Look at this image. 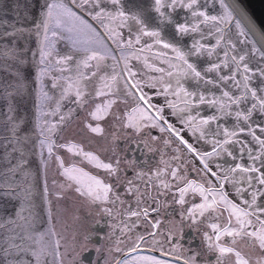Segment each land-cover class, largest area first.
Listing matches in <instances>:
<instances>
[{
    "label": "snow or ice",
    "instance_id": "obj_1",
    "mask_svg": "<svg viewBox=\"0 0 264 264\" xmlns=\"http://www.w3.org/2000/svg\"><path fill=\"white\" fill-rule=\"evenodd\" d=\"M3 2L0 0V4ZM219 2L222 14L210 15L203 10L206 4L201 0H150L147 8L131 12L124 8L123 0H11L12 14L0 12V116L5 117L0 120V132H10L11 139H4L13 146V153L21 150L17 144L27 147L28 137L21 133L31 130V121L20 113V108L30 99L31 86L38 82L41 103L37 107L41 115H55L66 107L67 114L59 116L60 123H66L77 110L87 109L84 128L89 132L104 136L105 125L115 128V121L119 130L113 133V141L123 131L141 137L139 143L148 153H160L158 165L163 167L155 170L160 184L154 185L156 194L150 195L135 184L148 175L137 171L135 161L128 160L122 166L115 149L109 161L104 162L76 144L56 145L52 136L59 125L41 127L44 139L40 146L42 150L47 147L49 156L57 147L69 152L75 149V155L106 172L107 181L60 162L63 174L77 185V193L90 199L104 215L127 217L113 224L114 230L119 228L121 236L131 238L129 234L138 222L146 225V234H137L132 241L131 252L140 250L146 235L152 237L153 251L162 249L157 237L164 234L160 232L164 227V242L171 245L176 253L174 259L182 264H264V126L257 121V117L264 118V47L236 51V44L227 39L222 25L234 21L239 36L252 32L259 34L261 41L264 30L240 0ZM129 21L136 25L135 34ZM125 28L129 29L127 33ZM165 31L170 40L162 35ZM143 37L160 46L159 55L169 69L165 73L163 68H155L164 74L151 82L136 79L138 73L131 65L144 51L136 47ZM37 40L39 47L33 51ZM108 41L115 44V49ZM62 42L66 52L57 51ZM146 47L151 49L152 45L146 43ZM229 49L235 54H230ZM53 90L58 91V96L50 94ZM129 100L132 106L126 117L114 113L117 106L128 105ZM49 102L55 104L52 113L44 112L46 105L51 106ZM202 108L214 111L202 115ZM229 119L234 121L231 127L220 123ZM153 130L167 133L168 137L158 138ZM201 141L211 144V151L198 147ZM157 143L172 148L173 153L190 154L198 163L187 171L202 173L200 179L182 174L185 161L179 155L171 159L179 160L181 166L172 168L163 159L161 148L154 147ZM223 157L231 158L233 163L226 160L225 167L216 162ZM237 159L244 162L235 163ZM16 170L8 168L9 173ZM129 171L132 178H126ZM4 175L0 172V177ZM165 176H170L171 181H166ZM242 182L247 187H241ZM229 185L235 189L234 196L227 190ZM5 188L9 190L8 198L15 199L18 207L12 215L0 216V231L6 226L8 229L6 237L0 235L3 264H33L26 256L34 258L35 264H48L46 257L51 256L56 264L62 256L58 251L60 242L49 245L45 241L47 232L36 234L29 207L30 189L21 184L14 186L8 179L0 182V195L5 194ZM121 190L135 197V208L119 210L118 206L124 204ZM142 203L146 206L140 207ZM123 242L116 240V252L121 251L118 245ZM242 244L251 255L242 249ZM115 264L170 262L144 256L133 261L116 260Z\"/></svg>",
    "mask_w": 264,
    "mask_h": 264
},
{
    "label": "water",
    "instance_id": "obj_2",
    "mask_svg": "<svg viewBox=\"0 0 264 264\" xmlns=\"http://www.w3.org/2000/svg\"><path fill=\"white\" fill-rule=\"evenodd\" d=\"M209 1L212 4V6L216 9H214L213 11L211 10L209 11L210 7H208V8H204L203 10L207 11L210 15L222 14V9L220 7L219 0H209ZM42 2L43 0H41V3ZM201 2L205 3L206 5L208 4V0H201ZM226 2H230V0H226ZM240 2L244 5V7L251 14V16L256 20L260 28L264 30V0H240ZM149 3L150 0H123L124 8L129 12L141 7L147 8ZM10 4H11V0H4V2L0 4V12H8L9 15H11L12 13L10 11ZM109 7L111 6L109 5ZM87 18L89 19L90 23H93L94 26L98 28L99 31L101 32L103 31V29L99 28V26L95 22L91 21L90 17ZM129 25L131 27L132 32L135 34L136 25L131 21H129ZM222 27L226 28L227 39H229L233 44H236V51L243 50V52H250L253 47L255 48L264 47V41H261L259 34L248 32L246 36H239L235 28L234 21L227 26L222 25ZM123 31L127 33L129 29L125 28L123 29ZM162 35H164L166 39L169 40L171 39L167 31L163 32ZM33 39H35V37H33ZM145 42L147 44L152 45L151 49L146 47ZM212 42L214 43V40ZM108 43L110 47L115 49V44H113L111 41H108ZM38 47H39V41L37 40L36 47L33 48V51H37ZM136 47L144 49V51L138 53L140 57L139 60L131 61L133 70L138 73L136 79H140L142 82L143 81L151 82L150 77L152 76V73L157 72L154 70L155 68H163L165 70V73L169 70L167 63L159 55L162 49L160 48V46L153 44L151 38L143 37L141 44L136 45ZM57 51L66 52L67 48L65 43L63 42L60 43L57 47ZM116 51L117 54H119V50ZM229 51L230 54H235L231 52V49H229ZM171 55L172 54L169 52V56ZM255 58L258 59L259 57L256 56ZM35 59L38 60L39 56L37 55ZM221 59H223V53H221ZM106 63H111V61H107ZM143 63H148V66L143 65ZM161 74L162 73L160 72L159 75ZM187 86L191 87L192 85L189 84ZM39 87L40 86L38 82L36 83L35 86H31V97L20 108V113L24 115L26 119L31 121V130L21 133V135H26L28 137L27 141L25 142L27 144V147L25 148L23 144H17L15 146L20 148L21 150L13 153L12 152L13 146L10 145L7 140L4 139L5 136H8L9 139H11L10 132H0V172L5 173L3 177H0V182H2L5 179H8L13 182L14 186L16 184H21L24 187L30 189L31 196L29 199V207L31 212L34 214L35 225L37 228L36 234L38 235L41 232H47L48 235L45 236L46 243L49 245H55L56 239L54 234L52 233L50 226H49V230H51L50 233L48 230L47 217L45 214V205L43 198V195L45 194V181H44L45 175L43 173V165L46 160V156L48 155V152H47V147H45L43 150L41 149L40 141L44 139V137L41 135V127L45 126L46 124L50 125L53 119L55 118L57 119L58 114L55 115L50 114L47 116L41 115V112L37 107V105L41 103L38 95ZM49 88H50V84H49ZM145 91L152 93L151 90L148 89H145ZM157 91H159V88L157 89ZM50 94H53L54 96H58L59 93L58 91L53 90ZM169 99H172V97H169ZM49 104L51 106L49 107L48 105H46L44 107V112L52 113L55 110V104L53 102H49ZM207 110L208 111L205 112V109H202V115L212 114V111L210 109ZM260 118L264 122V118L262 117ZM3 119H5V117L0 116V120ZM262 126H264V124ZM228 127H231V125ZM58 132L59 131L56 130L55 134L52 136V140L55 142L56 145L58 144L57 138H59ZM241 138L242 139L244 138L243 135L241 136ZM244 159L245 160L247 159L246 156ZM9 167L17 168V170L14 173H9L8 172ZM2 191L5 194L0 195V216L6 217L12 215L14 210L18 207V202L15 199L8 198L7 193L9 190L7 188L3 189ZM24 215H28V213L25 212ZM0 235L5 237L8 235L7 226L4 230L0 231ZM25 258L32 260L33 264H35L34 258H32L31 256H26ZM46 259L48 260V264H53V257L48 256L46 257ZM0 264H3L2 259H0ZM56 264H59L57 262V259H56Z\"/></svg>",
    "mask_w": 264,
    "mask_h": 264
},
{
    "label": "flooded vegetation",
    "instance_id": "obj_3",
    "mask_svg": "<svg viewBox=\"0 0 264 264\" xmlns=\"http://www.w3.org/2000/svg\"><path fill=\"white\" fill-rule=\"evenodd\" d=\"M214 8L213 6L210 7V10L213 11ZM239 39V38H238ZM248 50V48H247ZM246 50V51H247ZM110 64V63H109ZM143 65L148 66V63H143ZM109 72L111 71V69L108 70ZM160 72H153L151 78L152 80H158L161 75H163V73L161 75H159ZM149 90V89H148ZM149 94L151 95L152 93L149 92ZM219 93H217L218 95ZM129 109V103L128 105H121V108L119 110H116V108L113 110L114 113H119L122 117L127 115V111ZM203 109V108H202ZM85 110V109H84ZM84 110H77V114L68 122L66 123H60L59 120V116L60 114H67V108H62L60 113H58L57 119H53L51 121V124H58V128L57 131L59 134V144L63 143V136L65 134V131L68 130L69 126L73 123V121L76 119V117L82 113V111ZM211 110V109H210ZM208 110H205V112ZM214 111V110H211ZM257 121L261 122L262 125L264 124V122L261 120L260 117H257ZM114 123H116V127L115 128H109L110 132L107 133V135H104V140L107 144V146H100L98 147L100 150H96L93 149L91 152L94 155H97L100 160L104 161V162H108L109 158L112 156L113 154V149H115L116 152L119 153V157L122 161V166H124L126 164V162L128 160H133L135 161V164L137 166V171H143L145 173H148V175L144 176L142 179H137L135 181V184L137 187L140 188L141 192L147 191L150 195H155L156 194V188L155 186H158L160 184V180L156 179L155 176V170L157 168V166L159 167H163V165H158V162L161 159L160 153H157L155 155H152L150 153H148L147 149L143 146L142 143H139V141L141 140V137L134 135V134H128L125 133L123 135L122 138H118L117 141H115V143L113 144V141L111 140L112 137V132H117L119 130V123L113 121ZM220 123L225 124L226 126H230L234 123L233 120L229 119L227 121H221ZM107 126V125H105ZM213 129L215 128V125L212 126ZM112 131V132H111ZM153 134L157 135V137L159 138L160 136H163L165 138L168 137L167 133H163L160 134L158 133L156 130H153ZM209 139H211V136H209ZM198 147L203 146V148L207 149L208 151H211V144L205 143L203 141H201L198 145ZM154 147H158L161 148V151L164 153L163 159L166 161H169L171 164L172 168H178L181 166V162L179 160H172L171 157L175 154V155H179L181 156V159L183 161H185V164L183 166V171L182 174L187 175L189 178H195L197 180L200 179V176L202 175V173H197L195 171H187V169L191 168L193 163H198V161H193V158L190 154H187L186 151H183L181 153H173L172 148H164L161 144L157 143L154 144ZM238 147V146H237ZM253 147H255L253 145ZM233 151H236V149H233ZM104 154L107 155L106 159L104 160L103 156ZM237 155H239V153L237 152ZM149 156H151V159H149ZM49 154L46 156V160L44 162L43 165V173L45 175V169H46V162L49 158ZM59 162H63L64 166H67L65 163V157H64V149L63 148H59ZM228 161V163H233V161L231 160V158L228 157H223V158H217L216 162L220 163V164H224L225 167H227L228 165L225 163V161ZM242 160L237 159L235 161V163H243ZM250 163V162H249ZM85 166H84V170H88L87 173H89L90 175L93 174H98L99 179H103L105 177H107L106 172L103 169H98L94 166V164H89L88 161L85 162ZM60 166V163H59ZM60 169V168H59ZM63 169V168H62ZM213 169H215V166L213 165ZM166 172L168 171L167 169L165 170ZM62 172L63 175V170L60 171V173ZM132 172L129 171V173L127 174L126 178H132ZM164 179L166 181H171V177L170 176H165ZM53 180V179H52ZM106 180V179H104ZM108 180V178H107ZM45 181V180H44ZM55 182H56V177H55ZM54 182H52L51 184H53ZM241 187H247L246 184H244L243 182L240 185ZM46 187V184H45ZM229 192H231L233 194V196L235 195V189L229 185L228 189ZM46 198L50 197L48 194V190L46 187ZM122 199H124V204L118 206L119 210L121 212H124L126 209L128 208H135V197H132L130 193H125L121 190L120 192ZM150 202V200H149ZM47 204V202H46ZM49 204V201H48ZM45 205V202H44ZM51 206V205H50ZM146 205H144L143 203L140 205V207H144ZM49 208V205L46 206L45 208ZM178 207V206H177ZM50 213V212H49ZM45 214H47V211L45 210ZM155 213H151L152 217H155ZM225 215H227V213H225ZM87 219L86 221H82V219ZM83 217L79 220H77V224L78 226H80L81 229V240L85 239L87 237L88 241H92L95 244H101V242L104 240V238L107 237V235L109 236V238H112L111 241H116L118 238L123 240L124 242L122 243L123 246L120 248L121 251L118 254V256L110 263V264H115L116 260H128V261H133L135 258H139V257H144V256H155L160 260H166L169 261L170 264H182V261H177L176 259H174V256L176 255V253L172 252V248L171 245L169 243L164 242V234H166L164 227H162L160 229L161 233H164L162 235H159L157 237V239H159L161 241V243L163 244V248H159L157 247L155 251L152 250L153 248V244H152V237H149L146 235V242L141 244V248L139 251L136 252H131V245H132V241L135 239V236L137 234H146L145 233V228L146 225L141 221L137 223V227L132 231V233H130V237H125V236H121L119 233V228H116L115 230L113 229L112 225L113 224H119V222L124 219L127 220L126 216H115L114 217H110L107 215L102 214L101 217H99L98 219H95V213H93V211H91V213L89 214H83ZM170 219L172 217H169ZM52 219V218H51ZM132 220H135L136 218L133 217L131 218ZM161 219H163V215L161 216ZM129 223L131 221H128ZM82 224V226H81ZM164 224L166 226L167 221H164ZM50 225L51 222H50ZM89 227H93L96 231H89L87 230V228ZM113 231H115V235H110ZM148 231H152L155 232L157 231L156 229H151L148 228ZM187 236H191V233H187ZM108 238V237H107ZM109 238L107 240H109ZM185 246L187 247V240H185ZM242 249L246 252H249L251 255L250 250L245 247L243 244L241 245ZM163 252H168L170 253L169 255H163ZM102 254H103V258H102ZM106 256V252H101L98 251L95 247H91L89 249H87L86 251H84L82 253L81 256V260H76V264H105L104 261V257ZM256 256L252 255V259L255 260Z\"/></svg>",
    "mask_w": 264,
    "mask_h": 264
},
{
    "label": "rangeland",
    "instance_id": "obj_4",
    "mask_svg": "<svg viewBox=\"0 0 264 264\" xmlns=\"http://www.w3.org/2000/svg\"><path fill=\"white\" fill-rule=\"evenodd\" d=\"M121 105L117 106L116 110H119ZM131 106L132 103L131 100H129V108ZM89 107H91V105H89ZM86 116L87 109L82 111V114L76 117L73 123L69 126L68 130L65 131L63 136V144H76L85 152H91L93 149L100 150L98 147L107 146V144L103 136H100L99 134H93L84 128ZM105 129L106 131L104 135H107V133L110 132V129L107 126H105ZM113 133L114 132H112L111 137L112 141ZM124 134L125 132L121 131L119 139L122 138ZM115 141H117V139ZM115 141H113V144ZM57 145H59V139ZM63 149L65 163L67 165L64 167L70 168L76 166L77 168L84 170V166L86 165L85 162L87 160H85L82 156L75 155V149L73 152H69L67 148ZM57 157H59L58 147L53 150L52 155L46 162L44 180L50 197L46 198V187L45 194L43 195L45 205H49V208H45L47 211L46 217L48 230L51 222L52 225L50 227L52 233L57 238L55 241L59 240L60 242L58 251L62 254V256L57 258V262L59 264H61V262L62 264H76L75 261L81 260L82 253L84 251L91 247H95L98 251H100V253L103 251L106 252L104 261L111 263L120 253L115 251V248L117 247L116 241H111L112 238H109L108 235L107 237L109 240H107V237L104 238L100 245L85 239L81 240L82 228L78 226L77 220L81 219L83 214H89L91 211L95 213V219L101 217L103 213L100 211V208L97 207V205L92 204L90 199L81 196L75 191L77 185L74 181H70L64 174L62 175V172L60 173V171L63 169L61 166H59L60 162L57 160ZM106 157L107 155L104 154V160ZM84 171L87 172L88 170ZM93 176L98 177V174H93ZM107 178L108 177H105L103 179H106L107 181ZM52 182L54 183L51 184ZM84 220L86 221L87 219H84L83 217L82 221ZM87 230L92 232L96 231L93 227H89ZM122 246V243L118 245L119 248ZM73 249H75V252L72 251Z\"/></svg>",
    "mask_w": 264,
    "mask_h": 264
}]
</instances>
